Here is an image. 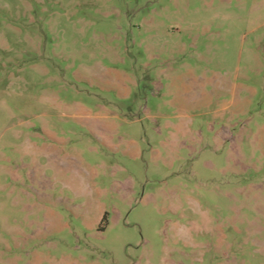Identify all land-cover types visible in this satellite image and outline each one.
Segmentation results:
<instances>
[{
    "label": "rangeland",
    "instance_id": "obj_1",
    "mask_svg": "<svg viewBox=\"0 0 264 264\" xmlns=\"http://www.w3.org/2000/svg\"><path fill=\"white\" fill-rule=\"evenodd\" d=\"M0 264H264V0H0Z\"/></svg>",
    "mask_w": 264,
    "mask_h": 264
}]
</instances>
